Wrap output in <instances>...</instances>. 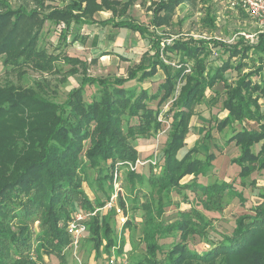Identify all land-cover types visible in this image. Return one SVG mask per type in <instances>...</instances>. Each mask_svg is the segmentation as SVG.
<instances>
[{"label":"trees","instance_id":"1","mask_svg":"<svg viewBox=\"0 0 264 264\" xmlns=\"http://www.w3.org/2000/svg\"><path fill=\"white\" fill-rule=\"evenodd\" d=\"M0 1L5 5V11L0 12V52H8L5 63L12 67L42 59L38 61V67L51 70L53 58L41 49H35L33 37L22 44L24 40L14 35L20 20L33 17L41 16V21L62 22L66 32L72 26L90 24L94 21L92 16L95 12L109 9L113 18L102 21L103 24L141 33L148 38L149 44L152 40V32L140 24L128 19L114 20L125 15L135 0H69L67 5L49 7L46 12L41 10L43 0H34L39 8L31 11L22 6L11 9L6 0ZM180 1L184 0H160L154 4L155 12L172 11ZM13 42L15 47H11ZM214 42L201 40L191 44L171 40L161 50L176 51L179 60L175 68L157 60L149 67L139 66L126 79L81 76L79 85L67 93L63 103L42 97L32 89L10 86L0 91V264H41L43 254L54 255L60 264H68V257L63 253L70 242L66 224L72 213L77 211L70 206L76 204L89 211L95 208L82 189L81 172L86 167L95 169L97 185L101 189L106 186L110 189V169L114 162L136 159L133 139L154 135L161 129L159 115L163 110L160 106L168 100H171L170 105L162 116L169 118L170 129L159 156L161 171L149 178L154 190L152 198L161 200V194L168 195L172 190L180 194L188 189L199 194L198 201L205 210H221L226 197L244 202L245 197L230 182L197 183L198 174L205 173L216 158L211 152H207L203 160L192 157L198 152L199 144L207 147V140L198 142L180 158L177 157L188 130L192 108L203 102L206 91L222 81L225 97L221 106L227 114L217 121L216 128L221 131L231 127L227 142H233L241 152L231 163L240 168V178L264 169V113L258 104V98L264 94V78H251L264 70V36L259 35L254 44L240 40L233 44ZM210 43L228 54L214 69L208 68L207 64L212 54ZM152 44L158 54L159 40ZM249 54L256 57L259 64L243 72L247 67L243 59ZM233 57L237 62H231ZM64 60L68 63L78 61L72 57H64ZM188 60L192 61V66H187ZM157 68L164 75V82L160 85L162 96L156 108L151 109L146 101L158 95L150 96L143 88L136 93L123 85L124 80L130 78L148 79ZM228 69L236 72L232 82L223 78ZM88 85L97 89L89 102L83 97L84 88ZM245 121L257 123V127L244 125ZM234 123L244 124L236 130ZM204 137L209 138L208 131ZM257 144L260 145L255 153L252 148ZM139 174L137 171L128 172L131 186L133 179L140 178ZM184 177H189L190 182L180 183ZM258 196L261 199L259 204L250 208L253 214L237 217L230 234L211 250L200 254L190 251L184 242L188 236L205 231L207 223L201 213L194 209L184 210L179 212L176 220L166 225L155 223L152 216H148L142 228L146 256L137 264H185L186 261L206 264L217 257L232 254L246 258L249 264H264V190ZM120 205L124 211V202L120 201ZM143 205L145 213L150 215L152 204L147 201ZM159 207L156 206L157 213L160 212ZM110 214L112 211L105 214L97 212L87 223L88 241L99 249L104 239V251L107 253L115 243L108 222H104ZM36 221L39 230L34 237L31 225ZM173 231L179 241L162 252L161 258L157 257L160 250L157 240ZM118 253H121L120 247Z\"/></svg>","mask_w":264,"mask_h":264},{"label":"rangeland","instance_id":"2","mask_svg":"<svg viewBox=\"0 0 264 264\" xmlns=\"http://www.w3.org/2000/svg\"><path fill=\"white\" fill-rule=\"evenodd\" d=\"M11 9H16L22 6L27 11L32 8H39L34 0H6ZM140 2L139 6L131 7L123 18H128L132 22L140 24L148 31H151L150 44L148 38H145L141 33H133L132 30L105 29V33L100 34L102 40L93 43L92 31H87L83 25L72 26L70 30H64V23H54L52 21H41L40 17L31 20H20L14 31L16 38H21L24 44L28 39L33 37L35 49H41L44 53L50 55L51 70H43L38 67V61L28 62V64L19 63L12 67L5 63V59L9 54L0 52V91L7 87H15L19 89L35 90L42 97L49 98L56 103H63L66 99L67 93L73 88L77 87L78 78L81 76L100 77V78H120L126 79L129 74L136 72L139 66H151L157 60L165 64L176 67V62L179 60V55L174 52L164 51L163 46L168 44L171 40L187 41L191 44L204 40L206 42L216 41L222 44H233L239 40L248 44H254L259 38L257 33L258 27L256 21L253 20L247 12H245L239 5L235 4V0H194L181 1L178 6L172 11L155 12L154 3L146 5L145 0H137ZM43 10L46 12L49 7L56 6L46 0L43 4ZM57 7V6H56ZM5 5L0 1V12L5 11ZM92 23H94L92 21ZM102 25V23H99ZM8 27V26H7ZM10 27V25H9ZM125 33V34H124ZM61 34V35H60ZM65 35V36H63ZM122 36V38L118 36ZM124 35V36H123ZM159 40L160 51L156 54L155 45L153 42ZM224 41V42H223ZM245 43V44H246ZM122 45L121 54H116L106 48L110 46ZM212 54L207 59L208 68L214 69L219 66L227 57V53H223L219 46H211ZM11 47H15L14 42ZM251 53V52H250ZM64 57H72L78 61L75 63H68ZM248 67L251 69L258 65L256 57L251 54L245 58ZM231 62H237L232 58ZM264 62V58H263ZM187 66H192V61L186 62ZM243 68V72L249 71ZM189 72V69L186 70ZM236 72L233 70H226L223 78L227 82H232L235 79ZM264 78V70L259 74L253 75V80H260ZM164 75L161 69L157 68L154 75L150 78L143 79V81L130 78L124 80V87L134 89L136 93L141 89H145L147 93L158 95L157 98L151 101H146V104L151 109H155L159 98L162 96L160 85L164 82ZM94 85H88L84 88L83 97L85 101L91 100L92 94L96 92ZM223 82H217L213 88L206 91V97L201 104H197L192 109V114L188 120V130L184 135L183 146L177 151V157L180 158L185 151L192 148L200 141H206L207 147L199 144L198 152L192 157L203 160L207 152L215 153L216 158L211 163L209 169L196 177L197 183L211 184L213 181L230 182L236 190L242 193L245 197L243 203H240L237 198L226 197L222 209L219 211L205 210L199 203V194L197 195L188 189H184L182 193L178 194L175 190L169 192L168 195L161 194V200L152 198L154 193L153 187L149 184V178H153L161 171V163L159 156L167 141L168 132L170 129L169 118L162 116V127L154 135L142 137L138 136L133 139V147L136 152V159L140 160H156L155 170L148 169V166L138 167L136 170L140 172L139 179H133L131 186L130 176L128 172H133L128 168L125 161L121 160L114 162L110 169L112 176L113 170L118 171L119 185L116 194V206L120 207V213H115L114 209L110 217H105L104 222H108L110 230H112L111 237L115 241V245H119L121 253L126 256L128 264H137L144 260L146 256V245L142 241L143 229L145 220L148 216H152L155 223L166 225L176 220L179 217V212L187 209H194L201 213L207 223L206 229L203 233L193 234L185 239V242L190 251L200 254L211 250L215 244H218L224 236L230 234L234 228L235 220L239 216L253 214L250 208L259 204L261 201L258 194L264 190V169H258L244 178L238 176L240 168L231 161L240 155L239 147L233 142L228 143L227 140L232 133L231 127L218 131L216 124L219 116L222 117L223 111L221 103L225 97L223 92ZM166 104V103H165ZM165 104L162 109L165 108ZM258 104L261 111L264 113V94L258 98ZM234 123L236 130L243 125ZM244 125L257 127V123L245 121ZM209 132V138L204 137L205 132ZM149 139L151 147L144 151L136 144H141V139ZM143 141V140H142ZM260 144L255 145L252 151L256 153ZM142 152H146L142 155ZM153 156H156L153 157ZM130 161V160H128ZM150 168V167H149ZM151 170V172H150ZM154 170V171H153ZM153 172V173H152ZM95 169L86 167L81 172V186L84 190L91 206H100L104 203L107 192L115 191L110 181V189L105 187L101 189L97 185ZM135 173V172H134ZM112 179V177H110ZM110 180V179H109ZM189 183L190 178L184 177L180 182L182 184ZM109 184V181L107 182ZM186 196V198H183ZM120 201L125 204L124 211L121 208ZM152 204V213L148 215L145 213L143 207L145 202ZM160 201V202H159ZM159 205L160 212H156V206ZM70 208L74 210H84L85 208L79 205H71ZM109 211V212H110ZM108 212V211H107ZM105 212V213H107ZM104 213V214H105ZM127 216L125 223L120 224V218ZM154 223V224H155ZM103 224V223H102ZM36 221L31 225V231L34 237L38 233L39 226ZM89 231V230H88ZM84 235L80 241V257L85 264H105L109 253L104 251L103 239L99 249H95L88 241L89 232ZM179 241L177 233L170 232V234L159 238L160 250L157 252V257H162V252L171 249L175 242ZM68 248V246H67ZM119 249V248H118ZM111 250V249H110ZM70 250L65 249L63 252L66 258L70 257ZM34 258L33 254H31ZM41 264H60L57 258L47 255H42ZM185 264H198L191 261H186ZM205 264V263H203ZM206 264H249L247 259L234 254L226 257H217L215 261Z\"/></svg>","mask_w":264,"mask_h":264},{"label":"built area","instance_id":"3","mask_svg":"<svg viewBox=\"0 0 264 264\" xmlns=\"http://www.w3.org/2000/svg\"><path fill=\"white\" fill-rule=\"evenodd\" d=\"M237 5H239L245 12L248 13V15L256 21L258 30L257 33L264 36V0H235ZM171 100H168L165 104V108L162 109L163 112L167 111L168 106L170 105ZM162 112V113H163ZM162 113L159 115V120L162 121ZM156 158V156H153ZM152 158L148 160H136L135 163L131 161H125L128 168L132 171H137L136 169L138 167H144L148 166L150 169L155 170L156 160H151ZM124 163V162H123ZM153 170V171H154ZM111 179V185H113V189L115 188V191L112 190V192L108 193V196H106L105 201L102 206H95V208L91 211L89 210H77L74 211L71 215V218L68 220L66 224V230L68 231L70 235V242L66 247V250H70L71 256L68 258V264H85L84 260H82V257H80V241L82 237L86 234L88 231V222L91 217L95 216L97 212L105 213L107 211L113 210L115 213H120V207L116 206V198L117 194L115 193L117 190L119 183V175L118 171L113 170ZM118 185H115L117 184ZM127 219V216L120 218V224H124L125 220ZM119 245H113L110 250L109 256L106 258L105 264H128V260L126 259V256L123 254L118 253Z\"/></svg>","mask_w":264,"mask_h":264},{"label":"crops","instance_id":"4","mask_svg":"<svg viewBox=\"0 0 264 264\" xmlns=\"http://www.w3.org/2000/svg\"><path fill=\"white\" fill-rule=\"evenodd\" d=\"M45 1L46 0H43V2L45 3ZM98 1V0H97ZM117 1H124V0H117ZM158 1H160V0H145V2H147L146 3V5H149L150 3H157ZM68 2H69V0H49V3H52V4H54V5H56V6H53V7H50V8H60V7H63V6H65V5H67L68 4ZM181 2V1H180ZM179 2V3H180ZM140 5V2H137V0H135L134 1V4L131 6V7H135V6H139ZM130 7V8H131ZM129 10V9H128ZM127 10V11H128ZM92 18H93V22L94 23H90V24H81V25H83V28H85L87 31H92L91 32V34H93L91 37H92V39L94 40L93 41V43H95L96 44V42L99 40V41H101L102 40V38L100 37L101 35L100 34H102V33H105L104 31H106V33H107V30H105L106 28L107 29H111V27L112 28H114V29H117V31H119L120 33L122 32L121 30H125V32L127 31V30H129V29H125V28H120V29H118L117 27H113L111 24H108V23H105V24H103L102 23V21H105V20H107V19H110V18H113L112 17V12H111V10H109V9H105V10H102V11H97V12H95L94 14H93V16H92ZM120 19H128V18H123V17H120V18H117V17H115V21H120ZM129 20V19H128ZM62 23V22H61ZM99 23H102V25H100ZM80 25V26H81ZM77 26H79V25H77ZM72 28V27H71ZM70 30V29H69ZM89 31V32H90ZM131 31V30H130ZM133 32V31H132ZM136 32V31H135ZM135 32H133V33H135ZM105 33V34H106ZM136 33H138V32H136ZM125 34V33H124ZM118 36V35H117ZM124 36V35H123ZM119 37V36H118ZM121 38H122V36H120ZM119 37V38H120ZM224 42V41H223ZM226 43H228V42H226ZM105 51L106 50H108V51H110V52H113V53H116V54H121V52H122V50H123V48H122V45H121V47L120 46H116V45H112V46H110V48H106V49H104ZM252 57H253V55H252ZM234 59H236L235 57H233ZM243 61L245 62L246 61V59L244 58L243 59ZM259 64V63H258ZM258 66V65H257ZM248 68V69H247ZM245 69H247V70H250L251 69V67H245ZM244 69V70H245ZM253 69V68H252ZM245 72H247V71H245ZM262 72V71H261ZM236 77V76H235ZM260 77V76H259ZM260 79H261V77H260ZM223 111L221 112V114H222V117H220L219 116V119H223L225 116H226V114H227V110H224V109H222ZM143 140V141H142ZM149 142V139H141V144H136V146L138 147H141L144 151H147V150H149L150 149V147H151V145H150V143H148ZM143 154L142 155H145L146 154V152H142ZM103 214V213H102Z\"/></svg>","mask_w":264,"mask_h":264}]
</instances>
